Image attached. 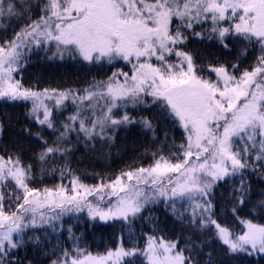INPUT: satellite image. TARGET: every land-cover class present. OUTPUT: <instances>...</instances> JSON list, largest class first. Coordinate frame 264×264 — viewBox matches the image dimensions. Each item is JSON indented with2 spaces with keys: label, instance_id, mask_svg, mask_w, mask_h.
<instances>
[{
  "label": "snow or ice",
  "instance_id": "6c2138e0",
  "mask_svg": "<svg viewBox=\"0 0 264 264\" xmlns=\"http://www.w3.org/2000/svg\"><path fill=\"white\" fill-rule=\"evenodd\" d=\"M30 10L26 0L19 4L17 0H0V19L22 18ZM40 11L37 19L0 43V98L31 101L30 114L35 115L37 123L57 130L52 109L45 101L55 99V107L60 109L72 96L76 112L63 124L55 146L41 154L42 161L48 154L66 151L60 145L70 132L83 133L87 139H103L119 126L136 122L127 111L128 105L146 104L145 96L152 97L153 105L159 104L179 121L188 133L187 145L179 146L184 149L182 160L178 152L172 153V158H155L154 153V162L149 166L123 171L107 181L101 177L95 185L73 176L70 190L64 185L43 191L30 187L31 166L25 167L19 156H0V188L9 180L15 184V190L8 193L7 209L0 191V264H14L8 257L23 243L20 237L29 227V216L30 224L36 226L87 209L93 220L127 221L160 198L166 207L172 205L174 214L176 203L186 202L192 209L191 224L201 231L214 227L215 235L230 252L264 254V225L241 220L245 230L235 235L212 218V204L206 199L217 181L239 174L240 188L233 194L239 204H244L252 194L245 183L244 170H257L255 162L264 161V0H45ZM173 18L178 21L174 32ZM209 21L212 27L206 30L208 38H217L225 48L229 35L260 45L261 55L251 70L236 76L224 65H209L217 76L214 82L197 74L204 69L191 53L179 48L188 39L185 30L203 37L205 33L196 32L195 26L203 28ZM33 46L52 51L49 59L57 55L62 59L65 53L78 54L89 62L123 59L132 64V73L113 72L106 81L93 83L80 96L74 95V90L34 91L13 75L22 68L20 61L27 59ZM173 53L177 62H169ZM153 57L157 63L151 62ZM232 68L238 71L237 65ZM119 76L124 77L123 82ZM121 108L124 114L118 115ZM140 122L146 128L152 127L147 118ZM253 152L256 155L250 161ZM259 195L262 198L257 206L264 208V191ZM192 250L191 245L180 248L176 241L150 235L142 250L117 246L105 254L92 255L76 248L75 255L65 250L53 264H131L125 258L138 254L146 258V264H198L192 255H185Z\"/></svg>",
  "mask_w": 264,
  "mask_h": 264
},
{
  "label": "trees",
  "instance_id": "16d2710c",
  "mask_svg": "<svg viewBox=\"0 0 264 264\" xmlns=\"http://www.w3.org/2000/svg\"><path fill=\"white\" fill-rule=\"evenodd\" d=\"M26 3L31 6L30 13L24 14L22 18L19 17L25 23L37 15V11L44 5V0H26ZM14 21L18 22L17 17L10 20L6 18V21L0 20V23H5V26H0L1 42L7 39V37L4 38L5 35L9 39L12 38L11 33H14V30L18 27ZM15 24L17 27L14 28ZM173 25L174 23L172 27ZM185 34L188 39L180 48L190 52L197 65L204 69L202 73L198 72L199 75L205 74L209 70V65H237L238 71H234L242 73L245 69L251 70L257 62L259 55L257 51L260 50V45L256 44L254 40L249 43L242 37L229 35L226 38L228 47L225 48L209 38L194 36L190 30H185ZM240 48H243L242 52H239ZM248 51L256 52L252 60L247 58L250 57ZM40 54H43V58ZM20 64L22 68L16 72L18 79L23 86L34 89L72 85L85 86L92 79L105 77L106 73L111 71L109 67L105 71L106 66L103 64L91 65V63L73 59L56 61L49 59L48 55L41 51L27 54V59H22ZM146 102V104H140L136 107H132L131 104L128 105L127 111L135 118L136 122L127 126H119L114 133L108 132L104 139L100 137L86 139L83 137L86 139L84 140L73 138L74 135H70L60 145L66 151L57 152L55 155L48 154L45 160L42 161L40 156L44 150L47 147L55 146L54 142L58 137V131L37 123L31 116L27 103L1 99L0 156L6 158L9 155L19 156L25 167L30 165L32 178L29 180V186L40 190L55 188L57 185H64L69 188L73 176H78L83 183L88 185L100 183L101 177H104L106 181L114 179L123 171L149 166L154 162V153L156 154L155 158H159L161 155L172 158V153L178 152L180 154L179 158L182 160L184 149L179 146L185 144L186 134L184 130L179 124L176 125L174 118H170L167 111L162 109L159 104L153 105L150 100H146ZM123 110L125 111V109ZM146 116H151V119ZM142 118H147L152 127L146 128L140 122ZM133 129L140 131L141 135ZM37 133H39V136L36 135ZM173 161L177 162L175 159ZM250 169L253 170V168ZM62 171L64 172L63 176L61 175ZM244 180L246 185L250 187L252 194L248 196L249 206L243 209L239 221H253L254 218L249 207L252 199L258 202L262 198L259 194L264 191V176L257 179L255 175L246 170ZM252 180L256 181L255 186H253ZM240 181L241 179L236 180L230 188L239 189ZM216 184L217 187L223 186L226 190L224 181H217ZM13 190H15V184L11 180L7 182V186L0 188L5 196L6 209L9 205L8 193ZM213 195L214 191L211 189L207 196L208 199ZM14 199L13 197L12 210H15ZM158 207V203L147 204L141 210V213L137 214L139 219H128L127 221L108 222L100 221L98 218L93 220L84 211L85 209L81 212L67 213L50 224H43L47 228L42 226L40 233L35 238L25 236L31 227L24 229L20 237L23 241L20 245L21 249L11 250L8 259L14 261V264H53V261L61 257L60 255L57 257L50 256L48 252L56 251L59 248L58 241L55 242L54 240L56 232L59 231L61 236L58 240L64 242L70 240L69 236L72 235L76 239L82 233L84 235L83 239L73 241L80 243L85 254H101L104 249L115 248L112 245L113 243L124 244L126 250L133 248L142 250L148 236H161L165 240L178 242L180 248L191 245L192 252H186L185 255H192L199 264H207L204 256L203 258L197 256L196 246L201 242H203L202 246H207L208 243L200 239L192 242L191 235L186 231L182 232L184 227H189V219L181 220L176 212L173 213L172 209H167L170 215H161L162 217L157 219L155 213H157ZM213 208L214 206H212V211ZM176 218L179 219L178 223L175 222ZM147 219L152 220L151 226L144 222ZM262 220L263 215L259 221ZM194 228L197 229V232H204L198 227ZM237 230L234 226L232 231L237 232ZM209 235L216 240L215 235L210 232ZM221 247L222 251L217 249L216 255L212 259V261H215L214 264H244L242 254L232 253L223 245ZM38 258L42 260L38 261ZM130 258H140V260L133 261L131 264L137 262L146 264L145 257L137 255ZM252 260L248 264H264L263 256L255 257Z\"/></svg>",
  "mask_w": 264,
  "mask_h": 264
},
{
  "label": "bare ground",
  "instance_id": "6f19581e",
  "mask_svg": "<svg viewBox=\"0 0 264 264\" xmlns=\"http://www.w3.org/2000/svg\"><path fill=\"white\" fill-rule=\"evenodd\" d=\"M257 52H259V55H261V51L258 50ZM52 66V65H51ZM60 70V69H58ZM61 71V70H60ZM231 74H234L236 76H239L238 72L236 73L234 70L230 71ZM149 119H151V116H146ZM133 131H137L136 129H133ZM140 135L141 132L137 131ZM131 135V134H130ZM104 139V138H103ZM255 152L251 153V156L249 157V160L251 161L253 158V154ZM257 170H251L250 168L253 167H249L247 169L244 170V172L247 170L249 172H251L253 175H255V177L261 178L262 176H264V162L260 161V162H255V165ZM241 179L240 175L237 174L234 177H230V178H226L224 180L225 182V188L226 190H224L223 186H219L217 187V184L215 183L212 187L213 191H214V195L212 197H210L208 200L211 201L212 206H214L213 211H212V218L215 219L217 221V223H219L221 226L223 227H227L230 231L233 230L234 226L238 229L237 232H242L244 229V226L240 223V219L239 216L242 214L243 209L247 208L249 206V198H247L244 202V204H239L238 199L236 197V195H234V189L230 188L233 183L236 180ZM252 182L254 183L253 186H255L256 181L252 180ZM158 203V208H157V213H155L157 219H160L163 215H170L169 212L167 211V209H172V205L168 204L167 207L165 206V202L164 201H155V202H150L148 203L149 205H153ZM189 206L184 203V202H177L176 203V214L181 218V214L183 213V218H181V220L187 218L189 219V227H184L182 229V232H187L191 235V240L192 242H195L197 239H200L201 241L204 240V242L208 243L207 246H202L203 242H201L200 244H198L196 246L197 249V256L198 257H202L204 256V259L207 261V264H214L215 261H212V259L214 258V256L216 255V251L217 249L219 251H222V247L221 245H223L225 248H228L227 245H224L222 243V241H220L217 236L215 235V228L213 227L211 230H204L203 233L201 232H197V229L194 228V226L191 224V211H189ZM145 208V207H144ZM143 208V209H144ZM185 208H187V211L185 212ZM235 208V213L233 212V209ZM142 209V210H143ZM249 209H251L252 215L254 220L252 221L253 223H258L261 225H264V209H262L261 207L257 206V202L255 199H252L251 204ZM74 213V212H72ZM162 215V216H161ZM263 215V220L259 221L260 217ZM139 219L138 216L136 215L135 217H129V220L131 219ZM99 220V219H98ZM178 218L175 219V222L178 223ZM144 222H147L149 226L152 225V220L151 219H147ZM145 224V223H144ZM42 225L37 224L36 226H32L30 224V218H29V227L30 231L25 234L26 237L28 238H35L41 231L42 229ZM45 228H47L46 226H44ZM213 235H215L216 240L213 239V237L211 235H209V232ZM233 232V231H232ZM236 232V233H237ZM234 233V232H233ZM36 234V235H35ZM34 236V237H33ZM60 233L59 231L56 232V238H54L55 242L58 241V245L59 248H57L56 251H50L48 252V254L50 256L53 257H57L60 255V257L63 256V253L65 250H67L69 253H71L72 255H75V249L79 248L81 249L80 243L79 242H74L75 241H80L81 239L84 238V235L82 233L79 234V236L74 239L71 235V237L69 236V241L68 242H64V241H60L58 240L60 237ZM161 237V236H159ZM113 247H117V246H122L126 249L125 245L122 243H113L112 244ZM115 248H112L113 250ZM21 246H19L17 248V250H20ZM108 250L104 249L103 251H101V254H105ZM238 254H242L243 258L242 261L244 264H248V262H252L253 258L255 257H259V256H263L264 258V254L261 253H253L252 255H249L247 252H236ZM205 254V255H204ZM200 258V259H202ZM128 261H136V260H140V258L138 259H131L130 257L125 258ZM199 259V260H200ZM42 260L40 258H38V261ZM136 264H142L140 262H137ZM199 264V263H198Z\"/></svg>",
  "mask_w": 264,
  "mask_h": 264
},
{
  "label": "rangeland",
  "instance_id": "374dc122",
  "mask_svg": "<svg viewBox=\"0 0 264 264\" xmlns=\"http://www.w3.org/2000/svg\"><path fill=\"white\" fill-rule=\"evenodd\" d=\"M18 19H20L19 17H18ZM174 20H176L175 18H173ZM32 20H35V18H31L29 21H26L27 23H31V21ZM234 22H237V21H230L229 23H234ZM173 23V22H172ZM177 23H178V21H177ZM17 24V28L14 30V33H13V35L15 34V32L16 31H19L24 25H25V21H19V22H17L16 23ZM199 26V25H198ZM223 27H228L229 26V24H223L222 25ZM204 27H205V30L203 31L205 34H204V36L203 37H205V38H208V36H207V31L206 30H208V29H210L211 27H212V25H211V21H209L207 24H205L204 25ZM3 31V30H2ZM190 31H192V30H190ZM233 32H234V29H233ZM219 42V40L216 38V43H218ZM54 48H55V46H54V44L52 45ZM246 49V48H245ZM243 51V48H240L239 49V52H242ZM248 54H250L249 56L250 57H247V58H249L250 60H252L253 59V57H254V55H255V53L256 52H251V51H248L247 52ZM67 54H69V53H65L64 55H67ZM236 54V53H235ZM238 54H240V53H238ZM235 56H238V55H235ZM171 57H176L175 56V54L173 53V54H171V56H170V60H169V62H177V57L176 58H171ZM135 59H133V61H134ZM97 61H92V63L93 64H91V65H100V64H97L96 63ZM152 63H157V61H156V59H155V57H153L152 58V61H151ZM94 63H96V64H94ZM135 63V62H134ZM129 64H131V63H129ZM132 65V64H131ZM212 66H219V65H212ZM227 67V69L229 70V72L230 71H232V66L231 65H229V66H226ZM105 69H106V67H105ZM119 71V70H118ZM120 72V71H119ZM131 73H132V69L130 70V73H129V76L131 75ZM205 78H207V79H210V80H212V81H214V80H217V76H216V74L214 73V72H212L211 70H207L206 72H205V74H202ZM123 77V76H122ZM121 82H123V80H124V77L123 78H120V77H117ZM221 87H222V85H221ZM41 92V91H40ZM65 92V91H64ZM74 95H76V96H80V95H85L86 93L85 92H77L76 90H74V93H73ZM48 105H49V107L52 109V116H53V121H54V123H55V125H56V128H61V131H63L64 129H63V124L64 123H66V122H69L68 121V117L70 116V115H72V114H74L75 112H76V104H74L73 103V100H72V96L70 95L69 96V98L67 99V100H65L64 101V104H63V106L60 108V109H57L56 107H55V99H53V100H50V101H45ZM79 103V101H77V104ZM101 104H103V101H101ZM85 107H87V102H85ZM96 111L97 112H99V108H97L96 109ZM88 115H91V112H89L88 113ZM40 118L42 119L43 118V115H42V110H41V113H40ZM93 118H95V117H93ZM78 123V122H77ZM60 131V132H61ZM185 131V130H184ZM60 132H59V134H60ZM185 134H186V140H185V146L187 145V135H188V133L185 131ZM108 135V134H107ZM97 137H99V136H97ZM106 138V137H105ZM102 139V138H101ZM172 162H174L175 163V161H172ZM130 170V169H129ZM126 171H128V170H126ZM41 191H43V190H41ZM90 199H92L93 200V202H95V198L94 197H90ZM107 199H108V197L106 196V201H107ZM206 199H208V197L206 198ZM160 200H163V198H160ZM106 201H105V204H104V206L106 207L107 206V204H106ZM180 202V201H179ZM184 203H186V202H184ZM187 204V203H186ZM188 205V204H187ZM189 206V205H188ZM189 209H190V211L192 212V209H191V207L189 206L188 207ZM86 211H87V209H86ZM88 213V212H87ZM29 218H30V216H29ZM110 221V220H109ZM256 224H259V223H256ZM244 231V230H243ZM232 232V231H231ZM233 233V232H232ZM242 232H237V233H234L235 235H239V234H241ZM22 234V233H21ZM137 249H139V248H137ZM249 251H250V249H249ZM239 252V251H238ZM257 253V252H256ZM92 255H98V254H92ZM139 255V254H138ZM139 256H142V257H144L143 255H139Z\"/></svg>",
  "mask_w": 264,
  "mask_h": 264
}]
</instances>
